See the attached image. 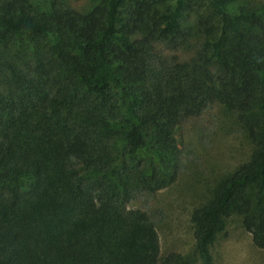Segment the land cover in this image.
<instances>
[{"label": "trees", "instance_id": "1", "mask_svg": "<svg viewBox=\"0 0 264 264\" xmlns=\"http://www.w3.org/2000/svg\"><path fill=\"white\" fill-rule=\"evenodd\" d=\"M71 1L0 0V264H213L231 214L264 249V4ZM212 103L252 149L190 214L197 260L161 256L127 203L175 180L179 123Z\"/></svg>", "mask_w": 264, "mask_h": 264}, {"label": "rangeland", "instance_id": "2", "mask_svg": "<svg viewBox=\"0 0 264 264\" xmlns=\"http://www.w3.org/2000/svg\"><path fill=\"white\" fill-rule=\"evenodd\" d=\"M28 1L39 9H46L49 0ZM99 2L72 0L70 4L84 11ZM236 2L257 7L264 4V0ZM192 19L187 22L191 23ZM156 50L176 55L179 60L192 53L191 46L172 51L159 44ZM176 136L180 163L175 180L155 192L137 193L127 206L140 208L149 215L158 236L159 255L172 251L197 260L190 214L212 199L219 182L248 158L252 145L234 116L218 103L210 104L197 116L182 119ZM210 253L213 264H264V249L252 245L250 234L236 214L224 220Z\"/></svg>", "mask_w": 264, "mask_h": 264}]
</instances>
